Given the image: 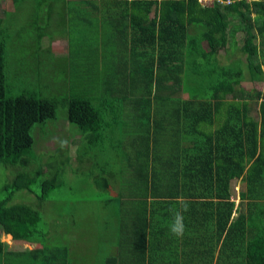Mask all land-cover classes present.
<instances>
[{"label": "trees", "instance_id": "obj_1", "mask_svg": "<svg viewBox=\"0 0 264 264\" xmlns=\"http://www.w3.org/2000/svg\"><path fill=\"white\" fill-rule=\"evenodd\" d=\"M12 1L0 16V165L35 168V130L58 144L48 161L68 156L54 127L63 106L77 153L103 145L92 170L112 225H96L111 254L97 264H264V0ZM47 38H67V53ZM44 169L4 186L0 229L41 245L30 254L44 248L47 264H81L53 242L45 214L61 178ZM21 191L32 204H12ZM178 197L183 238L169 231Z\"/></svg>", "mask_w": 264, "mask_h": 264}, {"label": "rangeland", "instance_id": "obj_2", "mask_svg": "<svg viewBox=\"0 0 264 264\" xmlns=\"http://www.w3.org/2000/svg\"><path fill=\"white\" fill-rule=\"evenodd\" d=\"M210 1L211 0H202L204 4H210ZM14 7L12 0L0 1V16H3L4 10L13 12L15 10ZM233 23L236 24L235 21H233ZM237 36L239 39H242L244 34L239 33ZM229 41V44H232L235 42V39H230ZM45 43L52 48L57 58L59 55H64L68 51L69 42L67 38H56L51 43H49V39L47 38ZM226 50L227 47L222 48L221 45V48L218 50V55L225 57L227 55ZM249 85L252 87L251 84ZM57 117L58 120L54 126L57 128L56 131H58L56 137L60 135L63 136L66 144L70 146L71 152L69 155L65 158H54V161H48L51 156H56L54 153L58 148V144L56 145V141L54 140L47 141L44 134L43 137L40 132L35 130L34 136L36 145L33 153L29 155V158L36 160V167L31 169L30 166L0 165V199L5 196V192L3 191L4 186L11 182L14 177L21 172H35L40 167L43 169L45 167V174L42 175V179H48L51 177L50 175L52 173H58L61 178V184L57 189L50 192L51 201H47L50 202L47 206H51V208L45 214V221L49 224V229L51 228L52 231L60 228V225H63L64 229L60 231L53 242L57 241V244L69 245L71 254L76 253L80 256L81 264L102 263L107 258V255L101 252V247L99 246V243H101L100 234L104 224H96L102 222L108 226L112 225L111 216L108 214L107 210L105 213V209H101L103 203H100V201L109 198L110 194L95 187L93 176L101 174L102 166L92 170V162L94 159L101 164L105 162L104 157L100 155L103 145L99 144L98 149L87 154L81 149L83 156L81 152L77 153L80 145H82L80 138L76 136L78 133L77 127L69 123L67 120V111L63 106H59ZM27 160L29 161V159ZM80 164L84 165L81 173H74L78 172V170L75 169ZM89 174H91V177H89ZM37 181L39 184L41 183V181ZM239 183L233 188L234 192L239 191ZM39 184L35 183L33 186L40 193L41 187ZM109 191L111 193L110 188ZM32 200L33 197L27 191H21L16 193L12 204H32ZM60 207H63V210L59 211ZM65 224H67L70 230H68ZM0 240L7 244L11 242L10 245L15 242L12 237L8 238L3 235L1 229Z\"/></svg>", "mask_w": 264, "mask_h": 264}, {"label": "crops", "instance_id": "obj_3", "mask_svg": "<svg viewBox=\"0 0 264 264\" xmlns=\"http://www.w3.org/2000/svg\"><path fill=\"white\" fill-rule=\"evenodd\" d=\"M60 228L57 229V235H59L60 231L62 229H64L63 225L59 226ZM56 231V230H54ZM6 236V235H5ZM10 236V235H8ZM6 236V237H8ZM12 237V236H11ZM8 237V238H11ZM11 242H8V244L5 242L6 244V249H7V253H10L8 255V258L10 260L11 263H7L8 259H6L5 257L2 258V262L3 260L7 263V264H47L46 262V256L45 254H43V252H45L44 248L38 249L36 250V254H30V252H32L31 250H34L36 248L42 247L41 245L37 246V245H32L29 243H18V242H13L12 245H10ZM10 245V246H9ZM114 249L113 251L115 252L116 250V245H113ZM41 250V251H40ZM40 251V252H39ZM22 253L21 257L20 254ZM107 256L111 254L110 251H106L104 252Z\"/></svg>", "mask_w": 264, "mask_h": 264}, {"label": "clouds", "instance_id": "obj_4", "mask_svg": "<svg viewBox=\"0 0 264 264\" xmlns=\"http://www.w3.org/2000/svg\"><path fill=\"white\" fill-rule=\"evenodd\" d=\"M179 208H171L169 211L172 213L171 223L169 225L170 233L176 238H183L186 225L184 223V213L189 210V204L183 197L177 198Z\"/></svg>", "mask_w": 264, "mask_h": 264}, {"label": "built area", "instance_id": "obj_5", "mask_svg": "<svg viewBox=\"0 0 264 264\" xmlns=\"http://www.w3.org/2000/svg\"><path fill=\"white\" fill-rule=\"evenodd\" d=\"M201 2H202V0H200ZM203 3V2H202ZM210 3H211V1H210ZM204 4V3H203ZM207 5H209V4H207Z\"/></svg>", "mask_w": 264, "mask_h": 264}, {"label": "bare ground", "instance_id": "obj_6", "mask_svg": "<svg viewBox=\"0 0 264 264\" xmlns=\"http://www.w3.org/2000/svg\"><path fill=\"white\" fill-rule=\"evenodd\" d=\"M8 237H10V236H8Z\"/></svg>", "mask_w": 264, "mask_h": 264}]
</instances>
